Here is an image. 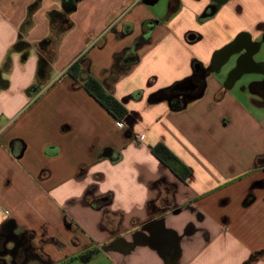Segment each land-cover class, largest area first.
<instances>
[{"label":"crops","instance_id":"crops-1","mask_svg":"<svg viewBox=\"0 0 264 264\" xmlns=\"http://www.w3.org/2000/svg\"><path fill=\"white\" fill-rule=\"evenodd\" d=\"M74 1L0 0V264H264V0Z\"/></svg>","mask_w":264,"mask_h":264},{"label":"trees","instance_id":"trees-1","mask_svg":"<svg viewBox=\"0 0 264 264\" xmlns=\"http://www.w3.org/2000/svg\"><path fill=\"white\" fill-rule=\"evenodd\" d=\"M74 0H64L63 9L66 12H70L74 9ZM52 23L57 25L60 30L66 31L70 27V23L64 17L63 14L58 12H52L50 14ZM56 32L54 30L52 35L43 40L41 43H50L56 40ZM59 40V39H58ZM20 42H18L19 44ZM46 57H40L38 62V73L44 72L46 67ZM65 73L69 75L72 79L81 83V86L88 92L112 117L118 121H121L126 115V110L124 107L115 100L109 93H107L99 82L92 76L86 73L84 70L80 58L74 60ZM152 155L160 161L165 167L170 170L179 180L185 181L190 175L188 167H186L171 151H169L164 145L156 144L150 149Z\"/></svg>","mask_w":264,"mask_h":264},{"label":"built area","instance_id":"built-area-1","mask_svg":"<svg viewBox=\"0 0 264 264\" xmlns=\"http://www.w3.org/2000/svg\"><path fill=\"white\" fill-rule=\"evenodd\" d=\"M117 125H118V126H121V123L118 121Z\"/></svg>","mask_w":264,"mask_h":264}]
</instances>
